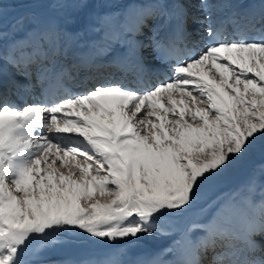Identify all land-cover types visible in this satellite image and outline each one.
Returning a JSON list of instances; mask_svg holds the SVG:
<instances>
[{
	"label": "bare ground",
	"instance_id": "obj_1",
	"mask_svg": "<svg viewBox=\"0 0 264 264\" xmlns=\"http://www.w3.org/2000/svg\"><path fill=\"white\" fill-rule=\"evenodd\" d=\"M188 1L193 2V0ZM207 1L208 0H205V2ZM184 2L185 1L181 0H152L151 6H142L139 5L137 0L130 1L126 6L125 11L120 15V18L117 19L118 28L113 31L103 28V31H97L95 22L93 24L92 20L90 21L89 18H85V31H83L82 34L81 32L78 33V35L69 33L73 38L70 41H74L76 43L71 56H81L83 49H86L90 56H104L105 58H108L109 53L122 44L123 41H121V39L123 37L125 39V43L128 42L133 50L136 53H139L140 45L139 39L135 37V29L139 24V20L144 18L143 16L146 9L149 7H157L161 9V7H159L160 3H162L163 6L172 5L174 12H169L167 10L163 11V18L165 16L171 17L175 14L176 16H174L177 20L182 21L183 11L185 10ZM240 2L241 0H232V8L236 9ZM42 4L44 5V3ZM41 5L39 6L40 8H42ZM91 12L92 11L89 10V13ZM113 15L116 17L114 13ZM90 16L92 15L88 14V17ZM220 16H223V13ZM163 18L160 17L158 19L162 20ZM58 25L59 24H57L56 27L53 25L51 29L54 31L58 28ZM42 27L43 23L38 24L35 29L33 27V30L30 28L29 30L27 29V31L21 33V39H19L18 42H12L11 45L5 48L7 50V52L4 53L5 58H9L8 61L12 62L14 65L18 59H21L23 62L21 70L26 71L27 66L31 63L33 57H41L44 54L40 48V46L43 45L37 44V42L40 41L38 38H40L39 34ZM154 29L158 31L159 26L156 25ZM57 43L58 39L54 36V39L50 42L51 45H47L45 47L49 49L53 46L52 48L56 47L59 49ZM26 45L27 47L23 50L24 52L22 55L19 56L16 54L17 52H15V49ZM251 46H259L264 49V44H251ZM235 47L236 46H231L229 48L222 49L225 52L227 51L230 55V53H233L235 50ZM245 47L241 49L244 50ZM215 49L217 48H214V50ZM251 50L253 49L251 48ZM0 61H2L1 54ZM201 62L204 64L202 63L201 65ZM190 63H200L193 72L199 77H203L208 85V94L211 97L209 106H212V108L215 109H220L222 113L227 112V114L224 113L225 115H222L224 116V118L222 117L223 120L229 121V115L234 116L235 119H239L240 115L248 114L246 110L243 112L240 111V109H237V106L240 105V96H237L239 95L237 92H239L240 89H235L234 93H237L235 95L232 94L225 86L212 85L213 83L209 78V71H206L207 65H211V63L213 65L212 60H209V58L206 57L199 62L194 61ZM41 64H43V62L40 60L39 65ZM216 68L220 70L218 65ZM184 69L185 66L181 68V70ZM4 71L5 69L0 68V72ZM221 73L225 75L228 83L231 78L230 73L227 74L225 71H221ZM19 77H22V74H20ZM166 89L170 90V87ZM118 90L119 89H112L110 91L117 92ZM118 92L126 93V91ZM90 95L86 94L85 96ZM124 95L126 96L125 98L128 97L127 99L129 101L130 97L127 96L128 94H123V96ZM82 98H84L83 95H79L75 100L71 99L69 102L64 100L63 102H60V104L53 109V111H61L62 115L75 119L73 114L78 116L76 111L81 110L78 105L85 106L86 101ZM88 98L93 99L95 96ZM257 101H254V104H256ZM241 104H244V100L241 101ZM65 105H68V109L66 107L63 108ZM69 106L72 107L73 111L69 108ZM198 108L199 107H197L195 113L202 115L203 110ZM90 109H88V111ZM177 109H179L180 112L183 111L180 106H178ZM183 109L186 113V108L184 107ZM26 110L34 123L33 126L24 130L27 132L15 136L13 129L12 131L8 129L4 133H0V143L6 136H10L12 138L11 146L15 148V152L17 154V159L15 161H11L9 156L4 153H0V221L4 224L9 221L13 223L32 222V214H36L38 217L43 219L45 218L46 213H50L49 215L59 214L63 207H66L69 211L81 213L86 208L87 204H91L93 199L97 201L98 205H102V197L105 194H109L107 188L112 187L113 184L117 185V191L119 194L129 192V186L136 191L139 186L143 185L140 183V180L143 177L145 179L147 177L158 179V181H163L165 178H169L173 182L178 181L181 183L183 182L185 176L184 171L182 170V167L184 166L182 162H186L187 159H190L195 166L201 168L206 167L205 165L207 162L204 158H202L204 156V151L216 149L218 145L224 144L223 139L228 138L226 132H229L219 121L214 119L216 121L214 122V120L206 118L207 124H204L205 127H193L192 129L183 128L180 131L178 130L177 134L173 136L163 126L164 118L156 114L158 119H161L160 125L163 126L161 129V131L163 130L161 136H157L156 134H150L152 136L144 134L140 135V133L130 136L128 133L130 130H135L137 128L136 124L130 125L118 115H113L111 117L91 115L92 120L90 118L85 119L90 121V126H92V133L94 134L90 137L91 140L87 138L85 134L78 132L81 130L62 128L57 131L60 139H57L55 142H50L47 140V128L42 126L40 121H34L35 119L40 120L42 118V111L44 110L41 108L32 109L33 111L29 108ZM88 111H85V114H87ZM166 111H168V108ZM69 112L73 114H69ZM17 114L18 113L13 111H4L0 113V125L6 121L11 122ZM186 114H184V117ZM58 115L60 114H56L54 119L58 118ZM52 117L53 115H51V118ZM245 124H247V122ZM236 126L240 128L239 125ZM229 128L232 129L233 127L229 126ZM35 130L45 131V141L42 139L43 136L36 134ZM20 132L21 131H19V133ZM66 133H71L72 135L67 138L68 142L72 143L76 141V143H86L85 146H90L92 150L88 152V149L84 154L81 152L78 153L76 150L74 152L67 151L68 153H62V151L59 150H68L67 148H70L69 146L61 144V139L64 138ZM99 134H101V136H99ZM27 136H30V138L35 137L37 139H42L40 142L43 147L41 150L44 155H48V152L52 153L51 155L65 161L66 164L63 165H66V167H70V164H74L73 167L79 166L83 173L81 172L82 174H79L80 176L76 175L75 177V175H73L74 173L67 174L63 171L59 172L60 170L57 172L53 168H43L39 161V156H33L34 153H32V147H28L26 149L24 148V145L27 144V140H25ZM169 139H173L175 146H172L170 143H166V141H170ZM86 140H90V142H86ZM250 143L249 148H251L253 155L262 162L263 155L254 148L255 146L252 145V142ZM75 145L76 144L73 146ZM81 145L79 144L78 148ZM21 147H23L24 151ZM142 169L143 174L141 172ZM6 172L9 173L8 176H5L4 173ZM103 173L106 174L104 175V179L107 180H102L101 175ZM4 176L7 178L9 177L12 180H9V178L7 180L3 178ZM15 176L16 180L13 178ZM108 179H110V181H108ZM17 181H19L20 184L17 185ZM22 187V192L24 193L20 196L17 193V190ZM233 192L234 191L231 190V192H228L227 195L224 196L225 198L223 199L219 210H217L214 221H221L225 224V227L234 230L236 234L248 238L251 241L250 244H255L257 243V238H253L254 234L251 232L253 225L260 226L264 224V213H258V210L259 212H262L260 210H264V192L263 196L259 199L260 201L254 200L255 198L249 193H247V195H240L239 197H236ZM218 227L221 228L219 223ZM184 235L186 237L187 234H184V230H182L180 235L181 237L178 239L180 244L177 249L178 254L176 255L178 262L175 263H172V261L168 262L167 260H162L158 254L160 252L159 250L152 258H150V251H145L132 263H123L115 258L110 259V261L109 259L108 261H102L98 257H92L90 259L79 261L75 258L67 259L66 257L63 264H153L152 262H157V264H195L197 259L195 254V245L190 246L186 238L183 237ZM188 235L187 237L190 236ZM219 235L223 237L222 232L213 235L208 233L200 235L197 234L198 238H200L199 241L202 243H205V238H209L207 240H214V238H216L215 236L219 237ZM150 259L151 261L148 262Z\"/></svg>",
	"mask_w": 264,
	"mask_h": 264
},
{
	"label": "rangeland",
	"instance_id": "obj_2",
	"mask_svg": "<svg viewBox=\"0 0 264 264\" xmlns=\"http://www.w3.org/2000/svg\"><path fill=\"white\" fill-rule=\"evenodd\" d=\"M6 1H13L15 2L14 3L15 5H20V6L29 4L30 10L28 11L30 16L27 17L29 19L40 17V14H42V9L44 8V13L47 14L49 18H53L54 13L58 15L61 19V24L63 27L68 28L69 25L75 24L77 27L78 26L79 28L81 27L80 28L81 30H83L82 22H84L85 18L88 17V15H86L87 12L89 11L88 8L94 7V10L96 9V11H94V16L95 19L99 21L98 24L100 23V20L98 19L99 11L101 13L105 11L103 8L104 0H6ZM121 1H116L117 2L116 4L118 5L119 4L118 2ZM16 2L18 4H16ZM137 2L139 3L138 0ZM42 3H44V5ZM40 5L42 6V8L39 7ZM10 12L11 13L14 12V9H12V7L8 8V10L4 9V11L0 12V18L2 19V22L4 15L7 16L8 14H10ZM91 17L92 16L88 17L90 21L93 20V18ZM148 21H150L149 18ZM42 22L43 21H39L38 24H42ZM57 24L58 22L54 23V26L56 27ZM15 25L16 27H18L19 23L15 21L14 27ZM64 29L62 30L61 33L65 37L66 32ZM101 30L99 31L101 32ZM24 31H27V29H24ZM243 47L245 46H239V47L236 46L233 53H230V55L228 54V56L224 54L230 59L231 63H233V65H231L230 68H229V64L228 65L218 64L213 62V66L211 65L209 67H206V71L207 72L209 71V78L213 83L212 85L225 86L232 94H235L234 93L235 89L236 90L240 89L241 92L240 91L237 92L239 93V95L237 96H240V100H239L240 105L237 106V109H240V111L243 112L246 110L248 113L247 115L246 114L240 115L239 119L237 118L235 119L234 116L229 115L228 116L229 121L223 120L224 116L222 115L227 114V112L222 113L220 109L218 108L215 109L212 108V106H209L211 102V97L209 96V94L206 95L201 91L199 92V95H205L204 98H207L206 100H201V98L203 97H200L199 99L197 94L195 95L191 94L185 97L186 100H188V102L181 103L179 102V99H177L176 103L174 102L173 105H169L171 107H176V108L180 106L183 110V111L181 110L182 112H180L179 109L169 110V111L160 110L159 113L152 111L153 113L151 114L153 115V117H151V119L143 118L140 122L138 119V121L135 123L141 125V127L136 129L137 133L138 134L140 133V135L144 134V135L152 136L150 134L153 135L156 134L157 136H161L163 132V130L161 131V129L164 126L170 132V134L174 136L177 134L178 130L180 131L183 128L192 129L193 127H200V128L205 127L204 124H207L206 118H209L210 120L215 119L219 121L220 123H222L224 128H227L226 130L229 131L228 133L226 132L228 138L223 139L224 140V144H222L223 146L220 144L216 149L213 150L209 149L204 151L203 153L204 156L202 158H204L205 161L207 162L205 165L206 167L204 168L197 167L190 161V159H187L186 162H182L184 164L182 170L184 171L185 176L183 182L181 183H179L178 181L173 182L169 178H165L163 181L162 180L158 181V179H152L148 177L145 179L143 177L140 180V183H142L143 185L139 186L136 191H134L133 188L129 186V192L120 193V194L117 191L118 190L117 185L113 184L112 187L107 188L109 194H105L102 197L103 198L102 205H98L97 201L93 199L91 204H87L86 208L81 213L69 211L66 207H63L62 211L59 214L49 215L50 213H46V216L43 219L38 217L36 214H32V219H33L32 222L13 223L9 221L8 223L4 224L0 221V249L5 244L4 241L5 237L8 239V241L11 238L18 239V237L20 236L24 237L28 233V232L20 231L24 227L31 226L30 229L28 230L31 231L30 233H35V234L40 233L42 228H46V231H54L46 235V237L38 236V237L30 238L32 239L30 243L26 244V242H24L22 246L16 247L12 251L10 250L0 251V263L4 259L8 260L14 258L20 260L23 258L25 259L24 261L25 264H27V263H31V260L37 259L43 255H47L48 253L53 255L55 254L59 255L62 252L79 251L81 252L80 254L87 255L90 254V252L96 251L97 249H102L103 247H106L111 243H114L116 241H123L126 239H128L127 242L130 246L127 248L128 250H130L131 248L134 249L133 244H137V247H139L141 243H145V245L152 246L153 243H158L163 241L165 237H163L161 231H155L158 229V227L156 226L151 227L150 226L151 223H148L146 220H144V218L141 217L142 214H144V216L148 219L159 220L164 223H169L171 224V226L172 223L174 222L176 224L178 222L182 223L183 221L182 223L183 226L180 228V231L177 236V239H179V237H181L180 235L182 230H184V234L187 235L191 234V231L188 232L186 227V223H187L186 221L191 216L194 215L195 218L204 219L212 215V213L214 212V206L217 202L216 195L219 194L220 192L218 191H220L226 185H229L231 183L234 184L237 182L239 183L240 181H242L239 184L238 187L239 190L253 189L255 193L259 191V189L262 188L260 187V184L264 181V101H263L264 100V49L263 47L260 48L259 46H251V47L246 46L244 50H246V48L247 50L244 51L241 49ZM251 48L253 50H251ZM217 65L220 68V70L216 68ZM239 66L245 67L246 69V71L242 73V77L244 79H240L241 76L233 75L231 76V78L227 83V78L225 77L224 74L221 73V71L223 72L225 71L227 74L230 73V75H232L238 72L237 67ZM196 68L197 66L195 67V69ZM223 68L224 69L226 68V70H224ZM247 74L248 76H246ZM207 86L206 87L203 86L202 89L207 90ZM90 94H88L90 96L83 95L84 98L82 99L85 100L86 103L85 106L78 105V107L81 108V110L76 111V113H78L77 115L80 117L75 116L73 114V117H75V119L82 120L90 124V121H87L85 119L90 118L92 120L93 115L94 116L100 115L103 117L104 116L111 117L113 115H118L124 119L121 113L126 114V118L129 115L127 112L132 113V111L129 110L125 111L126 108L125 101L128 100L127 99L128 97L125 98L126 96L125 95L123 96V94H128L127 96H130L129 93H120L118 91L113 92L110 90H104V91L100 90L95 92L94 94L93 93ZM91 96H95V98L93 99L88 98ZM172 99L175 101L176 98L174 95L172 96ZM169 100L171 99L169 98ZM242 100H244L243 105L241 104ZM254 101H257V103L254 104ZM65 106L63 108H65ZM72 107L69 106L70 109H72ZM184 107L186 108L185 111L187 114L184 112L183 109ZM197 107L203 110L202 115L195 113ZM88 109L92 111L90 110L88 111ZM85 111H88L87 114H85ZM156 114L164 118L163 126L160 125L161 119H158ZM184 114H186L185 117ZM215 120L214 122H216ZM245 121L247 122V124H245L246 123ZM128 123L130 125H135V124H131L130 122ZM236 125H239L240 128H238ZM229 126H232L234 129L233 128L230 129ZM64 128H68L71 130L77 129L76 127L70 128L66 126H64ZM90 128L92 132V126H90ZM78 132L84 134L82 130ZM169 140L170 141H166V143H170L172 144V146H175L173 143V139L172 140L169 139ZM250 142H252V145L255 146L254 148L257 151H259L260 154L263 155L262 162L253 155L251 148H249V144H251ZM70 144L73 145L76 144V145L67 148L68 150H59V151H62V153L64 152L66 153L67 151L74 152L76 150V152L78 153L81 152L82 154H84L86 153V150L89 149L88 152L92 150L90 149L91 148L90 146H87L88 148H86L85 146L86 143L85 144L83 143L85 146V148L83 149L81 148L83 146L82 143H76L75 141ZM79 144L82 145L79 146L78 148ZM51 154L52 153L48 152V155L42 154L43 155L42 159H40L39 157V161L42 164L43 168H50V169L53 168L57 172L58 170H60L59 172L63 171L64 173L67 174L74 173L73 175H75V177L76 175L80 176L83 173L80 170L81 168L79 166L73 167L74 164L73 165L70 164V167L69 166L66 167V165H63L66 164L65 161H63L60 158H56ZM42 160L44 161L42 162ZM257 161H259V164L262 166L255 165ZM141 172L143 174V169L141 170ZM4 174L5 176L6 175L8 176L9 173L6 172ZM104 175L106 174L103 173L101 175L102 180H107L104 179L105 178ZM250 175H251V180H253L254 178L255 180H257L255 185H252L253 182H250L249 184H245L247 177ZM5 176L3 178L8 180L9 177L7 178ZM13 178L16 180V176ZM109 178L111 179L110 176ZM110 179H108V181H110ZM9 180L12 179L9 178ZM18 184H20L19 181H17V185ZM231 190L234 191L233 188L231 187L222 193L220 197V203L218 204L215 213L213 214V217L210 221L202 224L200 223L201 226H198L199 224L198 222L190 223L189 224L190 229L193 228V230L195 229L196 231H198L199 229L197 233L199 235L205 233L206 229H213L211 225L216 223V221H214V217L217 213V210H219L222 201L225 198L224 196H226L228 192H231ZM22 191H23V187L17 190V193L21 196L24 193ZM240 195H247V193H240L239 195H235V196L239 197ZM251 196L254 197V195ZM125 214H130V215L135 214V215H131V217L128 218V220L125 222V227L122 228L117 227L110 229L101 226L103 222L110 220L114 217H120ZM61 220H64L70 227H72V229L75 230L74 238H76L77 241L79 242L77 241L72 242V240H70L71 237L69 234V230H67L66 226L62 224ZM215 225H217V223ZM17 231L22 233L23 235L22 234L18 235ZM187 235L186 237L185 235L183 237L186 238L190 246H194L191 240H189L190 236L188 235L189 237H187ZM63 240H67L69 242L64 243L65 245L63 246H59L63 244L61 243ZM177 241L179 242V240ZM121 243L123 242H120L119 247L123 249V244ZM170 246L177 247L178 249V243L176 244L171 243ZM47 247L48 249H46ZM145 251H150L149 252L151 255L150 258L154 257V255L151 254L152 252L151 250L142 249L134 253L132 257L134 259H132L129 263L134 262L137 259V257L140 256ZM158 251L159 250H156L155 253H157ZM204 255H205L204 253H201L200 256L203 262L206 261ZM92 257H98L102 261H106V260L108 261V259L110 261V259L115 258L125 263V260L118 257V253L116 252L110 255V257L99 256L94 253L85 259H90ZM71 258H75L76 260L81 261L77 256L75 257L71 255L67 257V259H71ZM149 261H151V259L148 260V262Z\"/></svg>",
	"mask_w": 264,
	"mask_h": 264
}]
</instances>
